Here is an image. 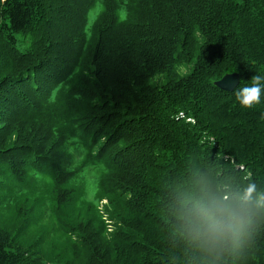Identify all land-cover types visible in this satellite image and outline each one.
Returning <instances> with one entry per match:
<instances>
[{
    "label": "trees",
    "instance_id": "1",
    "mask_svg": "<svg viewBox=\"0 0 264 264\" xmlns=\"http://www.w3.org/2000/svg\"><path fill=\"white\" fill-rule=\"evenodd\" d=\"M100 2L0 0V264H264V0Z\"/></svg>",
    "mask_w": 264,
    "mask_h": 264
},
{
    "label": "clouds",
    "instance_id": "2",
    "mask_svg": "<svg viewBox=\"0 0 264 264\" xmlns=\"http://www.w3.org/2000/svg\"><path fill=\"white\" fill-rule=\"evenodd\" d=\"M102 5L98 3L94 6L93 9L89 11V16L93 19L97 18ZM127 19V13L124 10H121L119 13V22H125ZM233 95L235 96L236 101L242 108L249 109L261 102V96L264 94V75L256 74L254 75L250 83L247 85H240L233 90ZM254 185L251 186L248 190V194L251 195V192L254 191Z\"/></svg>",
    "mask_w": 264,
    "mask_h": 264
},
{
    "label": "water",
    "instance_id": "3",
    "mask_svg": "<svg viewBox=\"0 0 264 264\" xmlns=\"http://www.w3.org/2000/svg\"><path fill=\"white\" fill-rule=\"evenodd\" d=\"M240 80L241 76L239 73H231L215 82V85L224 91L233 92V90L238 87Z\"/></svg>",
    "mask_w": 264,
    "mask_h": 264
},
{
    "label": "rangeland",
    "instance_id": "4",
    "mask_svg": "<svg viewBox=\"0 0 264 264\" xmlns=\"http://www.w3.org/2000/svg\"><path fill=\"white\" fill-rule=\"evenodd\" d=\"M100 4H101V2H100ZM101 9H102V8H101ZM95 20H96V18L93 19L91 16H89V24H88V26L91 27V26L94 24ZM182 73H183V74L187 73V70H185V68H182ZM105 202H106V201H105Z\"/></svg>",
    "mask_w": 264,
    "mask_h": 264
}]
</instances>
